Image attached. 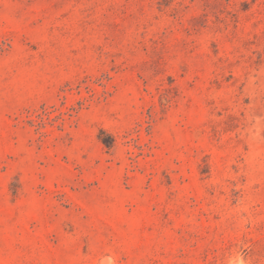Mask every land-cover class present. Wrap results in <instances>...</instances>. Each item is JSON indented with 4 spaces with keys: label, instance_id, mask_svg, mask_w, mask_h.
I'll return each mask as SVG.
<instances>
[{
    "label": "rangeland",
    "instance_id": "1",
    "mask_svg": "<svg viewBox=\"0 0 264 264\" xmlns=\"http://www.w3.org/2000/svg\"><path fill=\"white\" fill-rule=\"evenodd\" d=\"M0 264H264V0H0Z\"/></svg>",
    "mask_w": 264,
    "mask_h": 264
}]
</instances>
